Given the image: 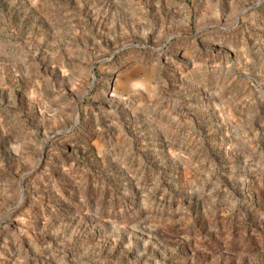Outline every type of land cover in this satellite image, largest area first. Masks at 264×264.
I'll return each mask as SVG.
<instances>
[{
  "label": "rangeland",
  "instance_id": "374dc122",
  "mask_svg": "<svg viewBox=\"0 0 264 264\" xmlns=\"http://www.w3.org/2000/svg\"><path fill=\"white\" fill-rule=\"evenodd\" d=\"M258 1L0 0V264H264Z\"/></svg>",
  "mask_w": 264,
  "mask_h": 264
},
{
  "label": "water",
  "instance_id": "95a60500",
  "mask_svg": "<svg viewBox=\"0 0 264 264\" xmlns=\"http://www.w3.org/2000/svg\"><path fill=\"white\" fill-rule=\"evenodd\" d=\"M261 2H263V0H260V1H258L257 3H255V4H252V5H250V6H248V7H246L245 9H248V8H251V7H253V6H256V5H258L259 3H261ZM245 9H243V11L245 10ZM242 11V12H243ZM133 45H135V46H142L141 44H133ZM127 46H129V44L128 45H125L124 47H127ZM87 92H89V90H87L85 93H87ZM78 118H79V112H78V108H77V112H76V116H75V121H74V124L72 125V127H74L75 126V124L77 123V121H78ZM66 130H57V131H55L48 139H46V142H48L50 139H52V138H54L55 136H57V135H60L61 133H64ZM34 168L33 169H31V170H29L27 173H25L24 175H23V177H22V179H21V187H22V195H21V198H20V200L14 205V206H12L11 208H9L3 215H2V217H1V220H0V224H1V222L4 220V218L8 215V214H10L11 212H13L15 209H17L19 206H20V204L22 203V201H23V198H24V189H23V180H24V178L27 176V175H29V174H31L32 172H34Z\"/></svg>",
  "mask_w": 264,
  "mask_h": 264
}]
</instances>
